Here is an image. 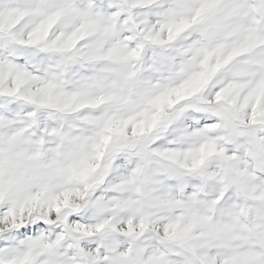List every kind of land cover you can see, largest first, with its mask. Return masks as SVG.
Returning a JSON list of instances; mask_svg holds the SVG:
<instances>
[{
	"label": "snow or ice",
	"instance_id": "6c2138e0",
	"mask_svg": "<svg viewBox=\"0 0 264 264\" xmlns=\"http://www.w3.org/2000/svg\"><path fill=\"white\" fill-rule=\"evenodd\" d=\"M0 264H264V0H0Z\"/></svg>",
	"mask_w": 264,
	"mask_h": 264
}]
</instances>
